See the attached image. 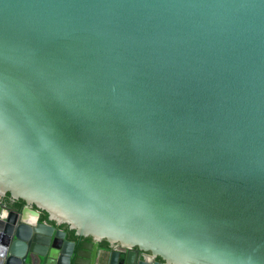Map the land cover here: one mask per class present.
<instances>
[{
  "label": "water",
  "instance_id": "95a60500",
  "mask_svg": "<svg viewBox=\"0 0 264 264\" xmlns=\"http://www.w3.org/2000/svg\"><path fill=\"white\" fill-rule=\"evenodd\" d=\"M7 195L0 264H264V0H0Z\"/></svg>",
  "mask_w": 264,
  "mask_h": 264
},
{
  "label": "flooded vegetation",
  "instance_id": "af4514ba",
  "mask_svg": "<svg viewBox=\"0 0 264 264\" xmlns=\"http://www.w3.org/2000/svg\"><path fill=\"white\" fill-rule=\"evenodd\" d=\"M17 201H13L12 199H10V197H3L0 199V205L2 208L5 209V211L7 212H17V213H22L23 208L25 207V204L23 203V205L17 207L16 204ZM35 209V208H33ZM43 215L42 212H39V217H38V221L42 222V223H48L50 225H54L52 222L48 221V217L47 220H42L41 216ZM60 229L65 230L64 227H60ZM66 239H67V232H66ZM68 240V239H67ZM91 247H92V243H91ZM91 247H90V251H91ZM100 247H102V245L100 244ZM90 251H82L81 254L78 257L77 263L78 264H88L89 263V257H90ZM83 257V258H81Z\"/></svg>",
  "mask_w": 264,
  "mask_h": 264
},
{
  "label": "trees",
  "instance_id": "16d2710c",
  "mask_svg": "<svg viewBox=\"0 0 264 264\" xmlns=\"http://www.w3.org/2000/svg\"><path fill=\"white\" fill-rule=\"evenodd\" d=\"M7 197H9L7 195ZM23 201H17L16 202V206L19 207L21 205H23ZM43 215L41 216V219L42 220H47V215L46 213L42 212ZM61 227H64L66 232H67V239L70 240V241H74L76 243V248H75V256L73 257L72 259V264H78L77 263V260H78V257L79 255L81 254L82 251H90V247H91V239L90 238H79V237H76L74 235V231H71V230H68L67 226H61ZM102 246H105L106 243L105 242H102L101 243ZM83 258V257H81Z\"/></svg>",
  "mask_w": 264,
  "mask_h": 264
}]
</instances>
